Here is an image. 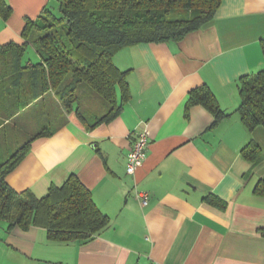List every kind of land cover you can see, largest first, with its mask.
I'll return each instance as SVG.
<instances>
[{
  "label": "crops",
  "instance_id": "obj_1",
  "mask_svg": "<svg viewBox=\"0 0 264 264\" xmlns=\"http://www.w3.org/2000/svg\"><path fill=\"white\" fill-rule=\"evenodd\" d=\"M5 1L12 14L0 15V47L24 44L27 21L61 3ZM28 49L24 66L41 63ZM113 61L127 72L130 98L93 128L109 105H83L86 86L71 111L54 92L23 110L21 94L0 83V165L42 128L52 131L31 143L6 183L42 198L75 175L109 219L91 239L69 243L49 241L41 227L8 231L0 221V264H264V197L254 192L264 158L253 166L241 154L254 140L264 157V128L248 131L238 113L239 80L264 69V0H223L215 18L181 42L124 48ZM203 86L225 115L219 121L203 105L187 111L191 91ZM145 126L148 156L130 176L127 157ZM137 193L148 195L147 205Z\"/></svg>",
  "mask_w": 264,
  "mask_h": 264
},
{
  "label": "trees",
  "instance_id": "obj_2",
  "mask_svg": "<svg viewBox=\"0 0 264 264\" xmlns=\"http://www.w3.org/2000/svg\"><path fill=\"white\" fill-rule=\"evenodd\" d=\"M222 1L61 0L60 18L44 10L35 21H27L22 33L24 44L0 47V83L11 85L12 91L21 94L18 108L23 110L54 92L64 110L71 111L79 100V89L87 86L109 105L108 113L95 119L89 128L110 122L130 98L127 72L116 67L114 56L124 48L139 44L181 42L214 19ZM11 14L12 8L0 0V15L7 19ZM29 43L42 62L25 67ZM238 86L241 99L238 113L242 123L250 132L264 128V69L242 77ZM194 105L206 107L216 121L225 116L207 86L191 91L187 111ZM51 135V129L42 128L0 165V221L9 223L8 231L16 227L23 231L44 228L51 242L87 241L104 230L109 219L95 205L91 192L77 176H71L60 187L52 186L42 198L30 191L17 193L6 183V176L19 164L31 143ZM241 154L253 166L264 158L254 140ZM254 192L264 197V179L258 182ZM207 199L214 201V198Z\"/></svg>",
  "mask_w": 264,
  "mask_h": 264
},
{
  "label": "built area",
  "instance_id": "obj_3",
  "mask_svg": "<svg viewBox=\"0 0 264 264\" xmlns=\"http://www.w3.org/2000/svg\"><path fill=\"white\" fill-rule=\"evenodd\" d=\"M150 130L148 127L141 128L136 133L132 150L127 157L126 171L130 176H134L136 171L141 168L148 156ZM137 198L141 200L142 205H147L148 195L137 193Z\"/></svg>",
  "mask_w": 264,
  "mask_h": 264
},
{
  "label": "rangeland",
  "instance_id": "obj_4",
  "mask_svg": "<svg viewBox=\"0 0 264 264\" xmlns=\"http://www.w3.org/2000/svg\"><path fill=\"white\" fill-rule=\"evenodd\" d=\"M54 12V14L57 16V17H61V13H60V11L59 10H56V11H53ZM33 52H32V50L31 49H28L27 50V53H26V56H25V62H26V60L27 59H29V56H31V54H32ZM87 87V86H86ZM87 89H88V96L87 97H85L84 98V101H83V105H85L86 103H90V100H94V102H95V104H96V108L97 109H101V105H102V103H105V104H107V102L101 97V96H99L98 94H96V93H94V92H92L88 87H87ZM94 97V98H93ZM108 105V104H107ZM84 107V106H83Z\"/></svg>",
  "mask_w": 264,
  "mask_h": 264
}]
</instances>
